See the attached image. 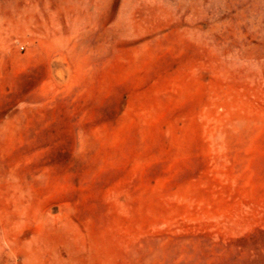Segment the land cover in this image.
<instances>
[{
    "label": "rangeland",
    "instance_id": "obj_1",
    "mask_svg": "<svg viewBox=\"0 0 264 264\" xmlns=\"http://www.w3.org/2000/svg\"><path fill=\"white\" fill-rule=\"evenodd\" d=\"M0 264H264V0H0Z\"/></svg>",
    "mask_w": 264,
    "mask_h": 264
}]
</instances>
